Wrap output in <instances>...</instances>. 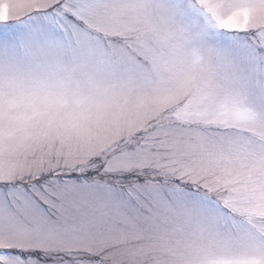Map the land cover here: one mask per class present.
I'll use <instances>...</instances> for the list:
<instances>
[{
	"label": "snow or ice",
	"instance_id": "obj_1",
	"mask_svg": "<svg viewBox=\"0 0 264 264\" xmlns=\"http://www.w3.org/2000/svg\"><path fill=\"white\" fill-rule=\"evenodd\" d=\"M0 264H264V0H0Z\"/></svg>",
	"mask_w": 264,
	"mask_h": 264
}]
</instances>
